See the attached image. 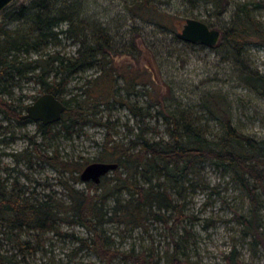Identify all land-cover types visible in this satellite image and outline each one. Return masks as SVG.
Instances as JSON below:
<instances>
[{
	"label": "trees",
	"instance_id": "trees-1",
	"mask_svg": "<svg viewBox=\"0 0 264 264\" xmlns=\"http://www.w3.org/2000/svg\"><path fill=\"white\" fill-rule=\"evenodd\" d=\"M85 1L14 0L0 13L4 21L0 24V115L7 120L5 124L0 120V133L8 131L11 125L25 126L30 122L21 117L25 95L20 94L15 103L14 100L10 101L14 92L11 90L17 85V80L31 81L39 86L40 93H52L64 102L65 110L59 121H33L37 131L48 141L59 131L69 136L74 129H81L89 121L103 123L94 116L95 110H89L90 107H97V103L89 104L85 96L81 100H75L74 95L66 99L72 76H80L92 67L104 72L107 66L111 67L113 78L118 73L110 53L113 49L110 37L103 32L104 26L96 19L90 25L81 15L85 11ZM199 1L195 0L196 3ZM219 1L202 0L200 4L218 5ZM163 2L134 0V5L139 16L149 12L158 17L162 14L159 4ZM262 4L236 3L229 23L220 31L222 34L217 44L225 45L233 56L238 78L264 96V73L259 72L246 56V48L251 43L264 46V24L253 13V9ZM224 9L218 8L214 12L220 15ZM191 17L198 18L195 15ZM201 20L214 27L206 20ZM150 22L158 27L166 26V22L164 24L159 19L154 18ZM10 23L14 25L8 28ZM178 30L172 31V40L175 42L171 40L163 43L165 48L170 49V56L179 51L173 47L174 43L177 46L178 43L183 46L200 45L177 38ZM61 35L77 44L74 54H61L60 50H53L52 53L47 51L49 47L60 45ZM216 45L209 48L214 49ZM141 47L142 44H135L127 49H130L133 57L147 56L149 62H156V52L153 51L152 55L150 50L149 53L141 51ZM32 52L38 56L32 58ZM180 56V52L177 53L176 57ZM151 69L155 72V65ZM95 80L84 79V83L77 87L80 94L83 92L85 95L88 89L96 85ZM124 82H129V86L121 84L112 90L110 96L98 100L106 106L113 101L118 102L138 117V130L127 142L113 138L109 131L105 134L100 153L94 159L116 161L117 166L110 170L111 175L106 173L98 182L89 179L84 181V186H76L75 182L83 181L79 172L89 160H83L82 156L81 159L64 158L51 142L45 145L33 140L30 135L31 148L25 147L10 153L15 164L21 160L28 167L49 164L62 174L68 170V175L60 179L66 189L64 197L49 194L46 198H36V195H30L34 193L33 190L26 192L29 188L19 181L18 175L9 181L8 176L0 174V232L9 247L15 250V253H8V248L4 252L0 250V264H34L30 254L39 248L38 242L43 241L41 236L45 231L75 239L79 247L90 248L104 263L117 258L120 264L128 261L134 264H158L164 258L163 264H194L188 255L178 254L180 243L186 245L189 229L183 225L182 232L176 237L175 231H172L173 225L186 216L191 217V214L184 212V202L172 194L171 188L182 185L187 175L193 174L195 168L205 161L227 171L230 178L244 190L248 206L246 210L234 208L231 219L239 224L244 241L264 253V220L260 212L264 202V135L255 136L241 130L233 121L231 102L226 94L219 91H206L187 104L173 90L161 99L153 96L145 86L139 93L136 89L139 82L135 76ZM141 83L144 85L148 82ZM121 89L128 95L139 93L146 96V104L139 105L138 101L123 98ZM87 95L90 96L89 93ZM198 110L214 119V129L209 128L207 121H202V116L197 115ZM147 117H155L156 121L161 117L166 125V134L147 136L143 130L147 125ZM57 123L60 126L54 130L52 126ZM47 147H51L49 150L52 152H48ZM11 168L20 173L16 166ZM178 192L180 194L179 189ZM172 215L174 217L169 224ZM149 221H161L170 231L171 243L162 254L153 248L136 251L133 246L129 249L114 247L113 239L106 232L108 222L126 231L136 227L147 230ZM62 223L79 225L88 235L62 230ZM30 229L35 230V241L23 236L26 232L29 234ZM3 243L0 240V246ZM170 247L172 250H168ZM223 257L224 262L221 264H243L236 244Z\"/></svg>",
	"mask_w": 264,
	"mask_h": 264
},
{
	"label": "rangeland",
	"instance_id": "rangeland-1",
	"mask_svg": "<svg viewBox=\"0 0 264 264\" xmlns=\"http://www.w3.org/2000/svg\"><path fill=\"white\" fill-rule=\"evenodd\" d=\"M241 2L263 3L254 8L253 13L264 24V0H220L218 5L200 4L202 0L197 3L195 0H164L159 4L162 14H159L158 17L157 14L149 12H144L139 16L134 0H86L85 11L81 15L87 19V23L90 25L96 19L104 26L103 32L108 33L114 49L110 51L115 62L114 67L119 74H124V76L117 73L113 78L111 67L108 66L104 72L98 67L86 69L80 76L70 78L67 86L69 93L66 94V99H70L68 97L74 95L75 100H81L85 96L89 100V104L97 103V107H90L89 110H95L94 116L103 123L89 121L81 129H74L69 136L64 131H59L51 141H48L40 131H37L34 122H28L25 126L11 125L8 131L0 133V174L8 176L9 181L18 175L19 181L29 188L26 192L34 191L30 194L32 197L36 195V198H46L49 194L53 197H64L66 189L60 179L67 177L68 170L62 174L49 164H34L28 167L23 160L15 164L14 157L10 153L25 147L31 148L32 143L29 135L33 140L45 143V145L46 142H51V145L64 158L81 159L82 156L83 160L87 158L89 161L98 160L94 158L100 153L101 143L107 131L113 138L123 139L127 142L138 130V117H135L131 110L118 102L113 101L106 106L103 101L98 102V100L110 96L112 90L121 84L128 87L129 82L125 83L124 81L131 80L133 76L139 82L136 84L139 93L145 86L153 96H157L159 99L163 96L166 97L172 90L187 104H191L196 100V97L209 90L226 94L231 102L233 121L239 128L255 136L264 135V96L238 78L235 60L232 59L233 56L229 54L225 45L217 44L214 49H210L207 46H200L201 44L183 46L182 43H178L177 46L174 43L173 47L178 48L179 51L170 56V49L165 48L163 44L165 41H171L172 31L181 28L185 18L192 15L206 20L221 31L229 23L236 3ZM218 8H225V11L216 15L214 11ZM154 18L161 20L162 23L165 21L166 26L154 25L150 22ZM3 22L0 16V24ZM13 25L8 24V28ZM60 38V45L55 48L49 47L47 51L52 53L53 50H60L61 54H74L77 44L71 38H65L63 35ZM135 44H142L145 49L141 47V51L145 50L146 53H149L148 50H150L153 55V51H155L157 63L149 62L147 56L144 58L133 57L134 55L127 48ZM179 52L181 56L177 58L176 55ZM30 56L34 58L38 54L32 52ZM246 56L251 59L259 72L264 73L263 45L251 43L246 48ZM152 65H155V72L151 69ZM89 78L96 79V85L88 89L85 95L83 92L80 94V89L77 87L84 83V79ZM142 81L148 83L142 85ZM112 83H115L113 87ZM16 84L11 90L14 91L13 99H10L11 102L14 100L15 103L20 94H23L25 95L23 103H30L34 95L40 94L39 86L31 81L19 82L17 80ZM139 93L138 95H128L123 89L120 90L123 98H129L132 101H138L139 105H145L146 96L139 95ZM2 95L7 97L5 93ZM109 100L112 101L111 98ZM197 115L202 116V121H207L210 129L215 128L214 119H211L207 113L204 114L202 110H198ZM0 120L3 124L7 123L2 115H0ZM105 121L107 123H104ZM145 121H147V125L143 130L147 136L166 134V125L161 117H159V121H156L155 117H147ZM59 126L57 123L52 128L58 130ZM11 134L12 136H10ZM51 147H47L48 152H52L49 150ZM112 159L110 158V160ZM12 166L19 168L20 173L17 169H12ZM111 174L112 172L109 171L108 175ZM74 184L84 186L85 182L77 181ZM171 191L174 196L184 202V212L191 214V217L186 216L173 225L172 231H175L174 236L176 237L179 232H182L183 225L189 229L186 245L183 242L179 245V256L188 255L194 264H221L224 262L223 255L229 251L233 244H236L243 264H264V253L261 249H255L244 241L245 239L241 237L239 224L231 219L234 208L246 210L248 202L242 187L230 178L227 171L216 168L209 161L202 162L195 168L193 174L187 175L182 185L172 187ZM123 194L127 195L126 192ZM262 198L264 199V195ZM260 212L264 220V202ZM173 215L169 224L172 223ZM148 225L147 230L136 227L125 231L120 226L108 222L106 223V232L113 239L114 247L129 249L133 246L136 251L153 248L155 252L162 254L171 243L170 231L161 221H149ZM60 226L62 230L88 235V232L79 225L71 226L62 223ZM29 232L23 236L35 241V230L30 229ZM41 238L43 241L38 242L39 248L30 254V260L34 264H120L117 258L104 263L90 248L79 247V242L75 239L64 237L54 231H45ZM0 240L4 242L0 246L1 251L4 252L5 248H8V253H15V250L9 247L6 240L2 238L1 232ZM168 250H172V248L170 247ZM163 263L164 258H161L158 264ZM124 264L134 263L128 261Z\"/></svg>",
	"mask_w": 264,
	"mask_h": 264
},
{
	"label": "water",
	"instance_id": "water-1",
	"mask_svg": "<svg viewBox=\"0 0 264 264\" xmlns=\"http://www.w3.org/2000/svg\"><path fill=\"white\" fill-rule=\"evenodd\" d=\"M13 1L0 0V13ZM220 35L219 29L210 27L205 21L194 17H187L181 28L176 32L177 38L182 41L199 43L207 47L216 45ZM64 110L65 104L59 97L44 92L26 107L22 117L42 121L43 123L59 121ZM116 166V161L92 160L81 168L79 177L83 181L91 179L98 182L104 174Z\"/></svg>",
	"mask_w": 264,
	"mask_h": 264
},
{
	"label": "flooded vegetation",
	"instance_id": "flooded-vegetation-1",
	"mask_svg": "<svg viewBox=\"0 0 264 264\" xmlns=\"http://www.w3.org/2000/svg\"><path fill=\"white\" fill-rule=\"evenodd\" d=\"M44 93V92H43ZM40 94H42V93H40ZM39 94V95H40ZM39 95H34V97L32 98V100H31V102L30 103H32ZM22 103H23V101H22ZM30 103H23V105H25V107H24V109L21 111L22 113H21V117H22V114L25 112V109H26V107L30 104ZM22 118H24V117H22ZM26 119H29V121L30 122H33V121H36V120H33V119H30V118H26ZM42 122V121H41ZM54 122H56V121H53V122H46V123H54ZM43 123V122H42Z\"/></svg>",
	"mask_w": 264,
	"mask_h": 264
}]
</instances>
